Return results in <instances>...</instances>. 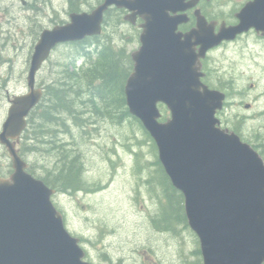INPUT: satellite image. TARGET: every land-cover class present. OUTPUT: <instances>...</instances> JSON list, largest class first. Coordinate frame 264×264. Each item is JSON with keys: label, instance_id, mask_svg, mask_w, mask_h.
Here are the masks:
<instances>
[{"label": "water", "instance_id": "obj_1", "mask_svg": "<svg viewBox=\"0 0 264 264\" xmlns=\"http://www.w3.org/2000/svg\"><path fill=\"white\" fill-rule=\"evenodd\" d=\"M182 1L103 0L90 12L70 13L64 25L42 30L30 57L28 91L9 100L0 130L13 170L9 178L0 177V264H90L52 202L56 191L27 172L16 145L42 98L36 75L53 49L100 36L112 7L144 21L140 46L131 54L125 105L154 141L165 174L183 196L202 263L264 264V162L237 134L220 128L216 113L225 94L201 81L207 52L250 29L264 32V0H254L237 25H222L217 33L196 11V27L186 34L176 32L183 19L169 15L183 10ZM159 104L170 114L164 122Z\"/></svg>", "mask_w": 264, "mask_h": 264}, {"label": "rangeland", "instance_id": "obj_2", "mask_svg": "<svg viewBox=\"0 0 264 264\" xmlns=\"http://www.w3.org/2000/svg\"><path fill=\"white\" fill-rule=\"evenodd\" d=\"M102 1L71 0L72 9L77 10L73 13L90 12ZM23 2L25 5L20 0H0V130L9 100L27 92L26 75L40 33L64 25L72 13L69 0ZM116 26L115 13L108 10L98 41L91 38L84 46L68 43L56 47L38 72V87L61 88L60 81L68 84L62 86L64 89L73 87L66 100H74L80 122L66 113L60 116L58 126L52 124L54 137L50 129L37 138L35 134L41 132L31 122L30 137L22 145L27 171L37 179L47 171L53 176L62 164L61 152L77 157L84 187L92 190L55 189L52 202L68 233L80 240L85 261L90 264H202L198 238L187 224L174 220V230H166L154 223L166 209L167 200L157 182L150 180L155 176L157 151L147 132L129 115L117 120L119 111L115 118L105 111L93 114L90 105L81 102L87 99L83 96L86 92H81L84 88L79 87L81 81L75 85L68 78L76 72L83 74L89 66L81 51L85 46L94 50L99 42L106 43L122 49L126 57L138 49L133 31ZM246 41L250 45L252 38L210 53L206 71L209 83H224L228 94L225 109L218 116L222 128L259 148L264 159V46L244 47ZM158 108L164 121L169 112L163 105ZM53 143L61 144L60 154L53 150ZM12 171L10 156L0 145V176L8 177Z\"/></svg>", "mask_w": 264, "mask_h": 264}, {"label": "trees", "instance_id": "obj_3", "mask_svg": "<svg viewBox=\"0 0 264 264\" xmlns=\"http://www.w3.org/2000/svg\"><path fill=\"white\" fill-rule=\"evenodd\" d=\"M69 3L72 13L77 11L72 9L73 6L71 0H69ZM92 39L94 41H98L97 37ZM86 40L88 39H85L84 41ZM84 41L78 43L84 46ZM81 51L84 57L88 59V62H90L89 66L83 72V74L76 72L68 76L69 79L74 81L75 85H79V81H81L82 85H79V87L84 88L81 89V92H86L83 96L87 95V99L81 102H86L87 104H89L90 110L93 111V114L96 115H98L99 112L105 111L104 114H108V116L115 118V113L119 111L117 120H119L122 116L127 117L129 113L125 106L123 89L125 80L128 77L130 71H132L130 57L124 56L125 53L122 49L115 50L112 46L106 43L102 44L101 42H99V45L94 48V50L85 46V48L83 47ZM208 85L210 86V88L218 89L221 91H224L226 89L224 83L221 82H219L218 84L209 83ZM59 86L61 88L53 89L52 86L45 87L42 99L40 100L39 104L31 111L27 121V128L20 138L19 147H17L19 155L22 158V145L25 144L23 140H26L30 137V135H28V132L31 122H33L34 127H36V131L41 132L35 134V138H37L36 135L42 134L44 137V134H47L50 129L51 132H53L52 136L54 137L55 131L51 126H53V123H56V126H58L59 124L57 122L60 120V116L66 113L72 115L74 120H79L80 122V117H77L80 116V113H77L74 109V100H66V97L71 96V94L68 93V90H70L69 92H72L73 87H69L67 89L62 88V86L68 87V84L63 81L59 82ZM74 94H77L76 91H74ZM134 120L136 122H139L135 118ZM36 131L34 133H36ZM146 135L148 136L147 133ZM148 138L151 139L149 136ZM52 142L53 140H51L50 143ZM151 142L155 148L153 141ZM60 145L61 144L53 143L52 146L53 150L59 154V149L61 147ZM252 146L256 148V146ZM29 149L30 148H28V150ZM60 155L61 157L59 158H62L61 166L53 176L49 171L46 172V174L41 179L44 184L49 188L61 189L67 192H78L80 190H86L87 192H90L92 189L84 187V183L82 181L83 178H80V166L78 165L77 157H70L62 152ZM155 158L156 159L153 162V165L156 167L155 176L159 177L160 175H162V179L165 183L163 192L167 200V205L166 209L161 213V217L154 219V223L157 228H166V230L172 228L174 230V220L177 222H184L186 224V219L183 211V197L177 190H175L171 186L159 160L157 159V155ZM151 180H154V178L152 177ZM171 211L172 213H169Z\"/></svg>", "mask_w": 264, "mask_h": 264}, {"label": "flooded vegetation", "instance_id": "obj_4", "mask_svg": "<svg viewBox=\"0 0 264 264\" xmlns=\"http://www.w3.org/2000/svg\"><path fill=\"white\" fill-rule=\"evenodd\" d=\"M193 1L194 0H183L182 3L180 4V7L183 8V10L177 11L174 14L169 12L170 16H180L183 19V22L178 25L176 32L181 34H186L190 30L196 27V19H197L195 16L196 11H199L200 15L205 19V21L208 24H213L215 33L218 32L220 26L222 25L224 26L237 25L239 22L238 15L247 5L251 4L254 0H196L195 5L189 7L188 5L191 4ZM108 10H112L115 13L116 25H117L116 27L120 28V26H123L127 29L128 32L133 31L134 35L132 36L137 38L138 48H139L140 46L139 36L140 33L142 32L141 25L144 23L141 17H139L138 15L132 16L131 12L124 8L112 7ZM123 32L125 33V31ZM245 37H251L252 41H250V45H248L249 42L246 41L244 47L264 46V32L262 31L257 32L255 29H250L249 31L243 34L237 35L234 40L223 41L219 46H217L213 50H210L207 53L206 57L201 60V71L204 74L201 80L204 83L209 84L210 82V74L206 71L209 54L218 50L221 47H228L230 45L237 44L240 41H242ZM129 57L131 61V68L133 69V62L131 60V55ZM38 88H42V87H38ZM42 89L44 90V88ZM225 94H226V102L224 103V109L227 104V98H228V94L227 93ZM246 109H249V105H246ZM223 111L224 110L217 112V117L220 116V114ZM241 140L243 141V138H241ZM256 151L260 153L261 156V152L259 151V148L256 149ZM9 176L8 177L0 176V177L9 178ZM153 178H154L153 181L157 182L158 184V190L160 194L164 196L163 187L165 183L164 180L162 179V175H160L159 177L153 176Z\"/></svg>", "mask_w": 264, "mask_h": 264}, {"label": "bare ground", "instance_id": "obj_5", "mask_svg": "<svg viewBox=\"0 0 264 264\" xmlns=\"http://www.w3.org/2000/svg\"><path fill=\"white\" fill-rule=\"evenodd\" d=\"M65 135V134H64ZM63 136V135H62ZM58 137V136H57ZM59 138V137H58Z\"/></svg>", "mask_w": 264, "mask_h": 264}]
</instances>
